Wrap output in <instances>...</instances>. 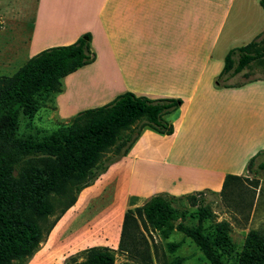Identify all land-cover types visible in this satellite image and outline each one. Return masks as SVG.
I'll return each mask as SVG.
<instances>
[{
    "label": "crops",
    "instance_id": "obj_1",
    "mask_svg": "<svg viewBox=\"0 0 264 264\" xmlns=\"http://www.w3.org/2000/svg\"><path fill=\"white\" fill-rule=\"evenodd\" d=\"M34 3L26 33L25 11L13 17V43L22 41L26 61L83 35L95 53L91 64L62 79L48 119L67 121L125 92L182 103L165 116L173 133L144 127L127 154L79 194L28 264H63L94 246L117 250L127 210L159 193L218 194L227 175L245 176L249 161L264 156V78L246 77L249 67L218 79L229 51L264 32L259 0ZM238 75L243 79L232 82ZM94 188L95 217L81 203Z\"/></svg>",
    "mask_w": 264,
    "mask_h": 264
},
{
    "label": "trees",
    "instance_id": "obj_2",
    "mask_svg": "<svg viewBox=\"0 0 264 264\" xmlns=\"http://www.w3.org/2000/svg\"><path fill=\"white\" fill-rule=\"evenodd\" d=\"M259 3L264 10V0ZM261 59L264 32L246 46L229 51L218 79L238 74ZM94 60L89 35H83L70 45L37 53L12 76L0 77V264H28L56 223L75 205L79 194L127 154L144 127L163 135L173 133L165 116L177 110L181 100L150 99L125 92L106 105L76 113L43 141L14 136L20 114L33 119L46 101L51 102L61 92L63 78ZM254 161L255 158L247 164L248 172ZM257 168L264 170V162ZM247 180L227 175L218 194H155L141 207L124 213L117 250L90 247L66 257L63 264H115L117 253L131 252L123 248H127L131 229L137 228V223L145 230L149 226L162 230L167 224L191 239L209 264H224L205 234V197L210 194L223 201L237 197ZM254 184L257 188L258 183ZM51 195L59 202L66 201L43 234L40 223L53 214ZM177 199H187L191 206H198L196 226L174 220L173 201ZM242 205L240 201L235 203L238 208ZM248 207H252V200ZM140 255L150 261L146 243ZM131 256L137 255L131 252ZM239 264H264V230L249 234Z\"/></svg>",
    "mask_w": 264,
    "mask_h": 264
},
{
    "label": "rangeland",
    "instance_id": "obj_3",
    "mask_svg": "<svg viewBox=\"0 0 264 264\" xmlns=\"http://www.w3.org/2000/svg\"><path fill=\"white\" fill-rule=\"evenodd\" d=\"M34 2L35 0H0V18L3 24V30L0 31V77L12 76L26 61L22 41L13 43L16 25L13 17L20 9L25 11L24 21L21 25H23L22 33H26L28 31L26 24L33 11ZM249 67L244 71L246 77L264 78V59L252 63ZM242 79V76L238 75L231 81ZM49 108H51V102L46 101L44 107L33 119H28L20 114L14 136L21 140L40 142L59 125L66 123V121L55 122L48 119L47 110ZM261 162H264V156L254 161L250 172L247 171L243 176L248 180L237 197L229 198L226 201L218 196L208 194L205 197L204 208L207 210V217L203 221L205 234L215 245L224 264H239L249 234L253 231L264 230V170L257 168ZM254 183H258L257 188ZM92 199L94 200L91 201ZM251 200L252 207L249 208L248 204ZM65 201L59 202L54 195H51L53 214L46 221L40 223L43 234L58 215ZM237 201L243 204L241 208L235 206ZM81 203L88 205L86 210H89L87 212L90 213L87 214H93L92 216L95 217V188L91 190L87 198H83ZM173 207L175 209L173 218L177 223L181 222L191 227L196 226L198 206H191L187 199H177L173 201ZM67 214L68 211L60 221ZM137 224V228L131 229L130 237L126 242L127 248H123L126 251L131 250L137 256H131V252L117 253L115 264H209L191 239L170 229L167 224L161 227L162 230L153 229L150 226L148 230H145L140 223ZM145 243L150 256L149 262L143 260L141 255L138 256L145 248ZM54 264H58V261H55Z\"/></svg>",
    "mask_w": 264,
    "mask_h": 264
}]
</instances>
